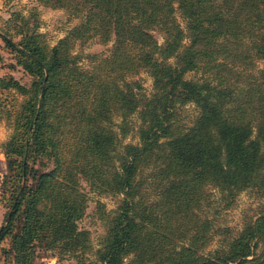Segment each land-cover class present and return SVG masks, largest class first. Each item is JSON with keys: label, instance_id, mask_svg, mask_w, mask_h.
<instances>
[{"label": "trees", "instance_id": "obj_1", "mask_svg": "<svg viewBox=\"0 0 264 264\" xmlns=\"http://www.w3.org/2000/svg\"><path fill=\"white\" fill-rule=\"evenodd\" d=\"M37 1L79 21L51 45L35 25L18 40L0 33L31 76L26 85L0 75V119L11 127L1 144L4 260L35 264L39 245L66 256L89 248L77 225L82 178L119 195L89 264H264V208L208 252L213 220L198 211L211 185L227 204L247 188L264 193V0ZM93 37L111 46L84 67L72 46ZM142 69L149 93L129 78ZM188 102L198 108L189 124ZM133 127L138 141L121 143Z\"/></svg>", "mask_w": 264, "mask_h": 264}, {"label": "rangeland", "instance_id": "obj_2", "mask_svg": "<svg viewBox=\"0 0 264 264\" xmlns=\"http://www.w3.org/2000/svg\"><path fill=\"white\" fill-rule=\"evenodd\" d=\"M176 15L181 21V24H183L184 22L179 12H176ZM78 21V17L70 15L64 8H52L37 0H0V33L5 32L13 40L20 38L21 35L18 34L19 29H24L26 26L33 27L35 25L36 31L43 33L48 44L51 45L57 39L64 36ZM154 34L160 42L163 40L161 33L154 31ZM110 46L111 41L102 43L96 37H93L84 42L75 40L72 50L80 52L83 55L80 59V64L88 67L89 61L87 54L94 52L107 53ZM15 62L16 59L10 47L5 45L0 37V75H12L23 84H29L31 76L22 67L15 64ZM257 64L261 66L263 60L258 59ZM201 75L200 71H188L185 73V77L191 79H198ZM129 78L137 79L141 83L142 92L149 93L152 90V78L145 70L142 69L138 73L129 76ZM180 111L182 121L189 124L198 112V108L195 104L188 102L181 106ZM115 121L119 122L120 117L116 116ZM129 122L134 127L138 125L139 119L136 113L129 117ZM134 127L120 137L121 143L138 141ZM115 128L118 130L117 126ZM10 134L11 127L4 119H0L1 153V144L9 138ZM35 165L39 169H47L51 166L50 163L43 165L37 163ZM149 170L146 168L144 173ZM4 171L5 158L3 155V160L0 158V188ZM79 183L86 196V208L82 216L77 220V225L78 228L86 231L85 237L90 243L89 248L85 249L82 255L78 253L75 256H66L59 255V253L51 248L39 245L36 250L35 264H75L80 258L84 260V264H89L95 258L94 251L99 246V239L105 232L102 216L115 208L119 195L98 192L90 188L87 181L82 178L79 179ZM207 192V200L201 203L198 210L201 214L207 215L213 220L212 237L209 244L204 248L205 252L213 251L215 248L222 246L228 236L240 230L246 218L255 216L261 208H264V193L258 191L257 188H247L239 192L228 204L224 193L218 187L208 186ZM2 207L3 209L0 208V219L3 221L2 217L4 216L6 207L3 205ZM263 245L264 243L260 244L259 248ZM126 261L127 258H124V262ZM0 264H9V262L4 260L1 250Z\"/></svg>", "mask_w": 264, "mask_h": 264}, {"label": "crops", "instance_id": "obj_3", "mask_svg": "<svg viewBox=\"0 0 264 264\" xmlns=\"http://www.w3.org/2000/svg\"><path fill=\"white\" fill-rule=\"evenodd\" d=\"M0 158H2V160H3V155H2V153L0 152ZM0 208H2L3 209V207H2V204L0 203ZM3 218V217H2ZM1 221H2V219H0V224H1Z\"/></svg>", "mask_w": 264, "mask_h": 264}]
</instances>
